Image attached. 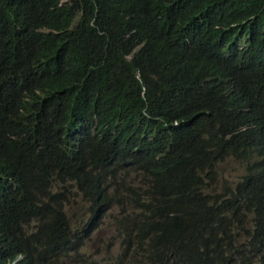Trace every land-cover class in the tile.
Returning a JSON list of instances; mask_svg holds the SVG:
<instances>
[{
  "label": "trees",
  "instance_id": "1",
  "mask_svg": "<svg viewBox=\"0 0 264 264\" xmlns=\"http://www.w3.org/2000/svg\"><path fill=\"white\" fill-rule=\"evenodd\" d=\"M15 2L0 24V264L264 252V0ZM19 89L26 108L9 111ZM231 158L249 175L217 193ZM109 218L119 246L95 256Z\"/></svg>",
  "mask_w": 264,
  "mask_h": 264
},
{
  "label": "rangeland",
  "instance_id": "2",
  "mask_svg": "<svg viewBox=\"0 0 264 264\" xmlns=\"http://www.w3.org/2000/svg\"><path fill=\"white\" fill-rule=\"evenodd\" d=\"M247 174L246 162L231 158L226 162L219 164L218 166V182L211 184L215 186V192L220 193L224 186L235 187L242 178ZM77 204H74L69 208V215L71 219L75 220V213L82 211V207L85 203L82 197L75 198ZM93 240L90 242L88 252L92 254L107 255L108 252L114 253L119 246V241L116 238L115 227L113 219L109 218L105 220L104 226L96 233ZM257 260L258 257H250L247 261Z\"/></svg>",
  "mask_w": 264,
  "mask_h": 264
},
{
  "label": "clouds",
  "instance_id": "3",
  "mask_svg": "<svg viewBox=\"0 0 264 264\" xmlns=\"http://www.w3.org/2000/svg\"><path fill=\"white\" fill-rule=\"evenodd\" d=\"M0 2H2V4H0V24H7V23L13 21V18H14L15 14H16V11H17L16 10V2H15V0H0ZM78 21H79V19L76 21V23H78ZM139 49H140V47L136 48L134 53L139 51ZM0 51H2V48H0ZM4 51H5V49H4ZM8 56H9V54H0V62H4L5 59ZM140 77H141V75H140ZM15 97H17L19 99V103L18 104H14L13 101H12L10 103L9 107H8L9 111H11V110H21V111H23L26 108V102H27L28 97H29V91L25 90L22 93V92H20V89H19L18 92H17V95ZM0 104H1V106L3 105L2 97L0 98ZM88 132L90 134V138L91 139H93V140H97L98 139V135H97L96 131L93 128H91L90 126H88ZM88 150L91 153V150H90L89 147H88ZM240 161L246 162V164H247V174L240 181V182H242L244 180V178L249 175V161L245 160V159H241ZM239 183H237V185L235 187H230L231 190L232 191H236L237 186H238ZM77 197H81V196L76 191L75 198H77ZM82 200H83V198H82ZM84 203H85V201H84ZM74 204H77V201L75 199H74ZM83 206H85V204ZM113 224H114V220H113ZM115 232H116V228H115ZM116 238L118 239L117 235H116ZM118 241H119V239H118ZM245 242H246V239L242 238L240 240L239 244L242 245ZM87 252H88V250H87ZM250 257H258V259L257 260H252L251 259L250 261L246 260L247 263H250V264H264V252L256 254V255L249 254V258ZM241 264H243V262Z\"/></svg>",
  "mask_w": 264,
  "mask_h": 264
},
{
  "label": "bare ground",
  "instance_id": "4",
  "mask_svg": "<svg viewBox=\"0 0 264 264\" xmlns=\"http://www.w3.org/2000/svg\"><path fill=\"white\" fill-rule=\"evenodd\" d=\"M112 205V204H111ZM67 212V211H66ZM69 216V215H68Z\"/></svg>",
  "mask_w": 264,
  "mask_h": 264
}]
</instances>
